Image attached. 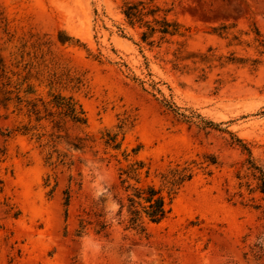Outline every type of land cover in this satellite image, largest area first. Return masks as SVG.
<instances>
[{
  "label": "rangeland",
  "instance_id": "obj_1",
  "mask_svg": "<svg viewBox=\"0 0 264 264\" xmlns=\"http://www.w3.org/2000/svg\"><path fill=\"white\" fill-rule=\"evenodd\" d=\"M125 1L0 0V264H264V0H152L182 25L153 44ZM51 92L86 124L36 120L27 101ZM134 160L156 188L197 163L141 232L119 179Z\"/></svg>",
  "mask_w": 264,
  "mask_h": 264
},
{
  "label": "trees",
  "instance_id": "obj_2",
  "mask_svg": "<svg viewBox=\"0 0 264 264\" xmlns=\"http://www.w3.org/2000/svg\"><path fill=\"white\" fill-rule=\"evenodd\" d=\"M121 11L130 25L137 24L139 27L144 28L141 38L150 44L156 42L155 35H158L157 42H163L166 41L167 36H173L181 32L182 25L176 20L168 18L167 10L153 3L152 0L125 1ZM60 41L64 42L67 40L60 39ZM10 72L12 71L2 61L0 63V93L5 96H8L10 93L8 88L10 84L8 80ZM55 82L57 80L51 78L48 80L47 85L51 86ZM27 89H29L25 90L27 93L33 92L30 84ZM17 98L19 100L17 103L20 104L23 99L21 97ZM6 99L9 100L11 98ZM38 101H40L42 108L39 107L37 101H27L30 108L29 111L36 115V120L42 118L40 115L43 113L44 116L55 119L56 123H60L64 118H68L77 124H86L85 112L80 103L72 96L51 92L49 99L43 100L39 98ZM104 143L106 147L114 151H120L121 143L116 141L115 134H106ZM139 148L140 146L133 148L132 153L134 155L137 154ZM120 154L124 160H127L128 154L125 151H121ZM196 164L195 161H184L182 164L176 163L174 166L168 168L160 174L161 186L158 188L150 184L139 185L141 182L140 175L143 173L147 177L149 174L148 168L143 170L145 167L143 161L134 160L125 167L120 168V183L124 185L125 191L129 192L126 198V211L129 215L128 222L130 227L141 232L145 230L143 218L152 223H158L163 220L170 211L169 204L171 199L179 188L192 178L193 167ZM131 179L134 180L133 184L129 182ZM120 207L122 210L124 204H121ZM96 225L99 226L100 231L105 228L104 222L97 221Z\"/></svg>",
  "mask_w": 264,
  "mask_h": 264
}]
</instances>
